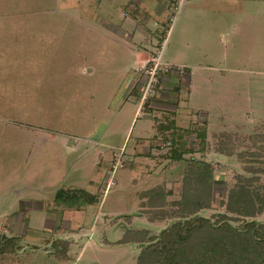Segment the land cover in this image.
Instances as JSON below:
<instances>
[{"label":"rangeland","instance_id":"1","mask_svg":"<svg viewBox=\"0 0 264 264\" xmlns=\"http://www.w3.org/2000/svg\"><path fill=\"white\" fill-rule=\"evenodd\" d=\"M181 1L133 53L96 32L108 20L98 0H0V264H136L134 240L190 208L181 198L191 160L214 178L194 215L242 223L226 203L240 179L264 185V12L257 6L253 36L212 0L203 16L175 20ZM174 129L194 150L179 161L165 157ZM80 188L99 202L77 211L76 198H55ZM252 219L264 223V211ZM47 221L54 239L78 240L69 258L44 254ZM1 236L17 237L16 248Z\"/></svg>","mask_w":264,"mask_h":264},{"label":"trees","instance_id":"2","mask_svg":"<svg viewBox=\"0 0 264 264\" xmlns=\"http://www.w3.org/2000/svg\"><path fill=\"white\" fill-rule=\"evenodd\" d=\"M190 132L192 130L184 131L189 134ZM172 134L167 145L166 158L179 161L183 159L184 154L194 152L187 147L186 141L182 140V135L175 129ZM194 134L201 145L198 150L202 151L205 145V130ZM190 162L192 166L183 176L184 192L181 198V204L190 208L185 215L178 216L177 220H173L157 236L134 240L135 243L141 241L136 264H264V223L252 219L264 211V185L256 189L249 184L251 180L240 179L229 191L226 211L238 215L242 219L240 225H232L225 214H222L224 220L211 222L206 217L194 214L210 204L214 183L212 169L204 161ZM155 190L157 188H151L142 193L146 197L140 194L141 204L149 203L148 199ZM59 196L68 200L76 198L77 201L73 202L76 209L97 203L99 198L98 194H91L84 189H59L55 198ZM163 218L161 215L154 219ZM143 233L145 232L137 234L142 236ZM1 239L10 244L11 251L16 248L14 243L17 237L1 236ZM124 239L119 240L120 244L126 243ZM1 243L0 252L3 250ZM63 245L66 246V243Z\"/></svg>","mask_w":264,"mask_h":264},{"label":"crops","instance_id":"3","mask_svg":"<svg viewBox=\"0 0 264 264\" xmlns=\"http://www.w3.org/2000/svg\"><path fill=\"white\" fill-rule=\"evenodd\" d=\"M208 1L210 0H182L178 4L179 8H177L178 10L176 11V15L174 17L175 20H180L179 18H181L182 20L186 21L192 19L194 16H203L204 12H202V9L205 4H209ZM212 1L214 2V5H217L221 15L226 14L229 9L232 10L234 19V31L241 32L248 28L250 34L256 36L257 28L260 25V23L258 22L260 16L257 12V6H259L260 10H263L264 12V0ZM97 3L99 6H101V9L106 12L108 18L107 24L105 23L103 27L99 26V30L96 31L98 35L113 42L115 41V43H121L122 46H125L127 50H131V52L133 53L135 52L134 45L136 43H139L141 39L145 38V36H150L151 38H153V32L159 28L162 19L167 16L168 11L172 5L171 0H98ZM145 9H147L148 12H146ZM130 10L132 12V15L129 14L131 13ZM139 14L145 15L144 17L147 18H142L140 19V24H135L139 22ZM117 21L120 24H118ZM243 22H248V27H246L245 25H241ZM183 28L186 30L185 33H188L190 31V29L186 25H183ZM151 32L152 35H148ZM116 38H118L119 40H117ZM137 55L138 54H136V57ZM46 132V136L44 137L46 139L50 138L52 140H55L57 138H63L65 140V138L60 136L59 134H54L49 130ZM143 134L144 133L140 131V136H136L135 141H138L137 138L144 136ZM98 141L99 140H95V145H98L100 143ZM87 192L95 194L92 191ZM86 206H83L82 208L76 210H82ZM45 223L48 225H45L44 229L53 239L50 241L49 236L47 237L49 239L45 238L44 254L56 255L60 259L69 258V256L74 253L75 250H73V248L78 240L74 239L73 237H57L56 239H54V236H56V227L54 228L51 221H47ZM48 229H50V231H48ZM118 239H120V237ZM64 243H66V246L63 245ZM55 244L57 248L54 247ZM47 245L49 246L48 249L46 248ZM34 246L35 248L37 247L36 245Z\"/></svg>","mask_w":264,"mask_h":264}]
</instances>
